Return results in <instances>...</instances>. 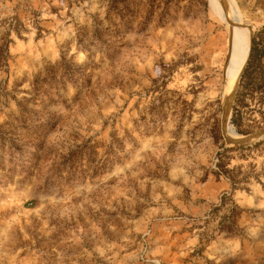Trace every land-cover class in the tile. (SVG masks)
I'll return each mask as SVG.
<instances>
[{"label": "rangeland", "instance_id": "obj_1", "mask_svg": "<svg viewBox=\"0 0 264 264\" xmlns=\"http://www.w3.org/2000/svg\"><path fill=\"white\" fill-rule=\"evenodd\" d=\"M111 1L0 0V264H264V139L220 130L230 27ZM226 6L264 26V0ZM243 68L239 137L264 129Z\"/></svg>", "mask_w": 264, "mask_h": 264}, {"label": "trees", "instance_id": "obj_2", "mask_svg": "<svg viewBox=\"0 0 264 264\" xmlns=\"http://www.w3.org/2000/svg\"><path fill=\"white\" fill-rule=\"evenodd\" d=\"M125 0H114L108 5V11H112L114 15L121 16L122 10L125 8ZM170 0H161V13L167 9ZM121 17H117L120 19ZM4 40V39H3ZM2 40L0 45V63L3 64L5 55L6 42ZM264 58V26H261L252 36L249 56L241 73L238 86L244 96L252 97L260 95L264 92V66L262 65ZM238 111L232 112L231 121L236 123ZM237 132V130H236Z\"/></svg>", "mask_w": 264, "mask_h": 264}, {"label": "bare ground", "instance_id": "obj_3", "mask_svg": "<svg viewBox=\"0 0 264 264\" xmlns=\"http://www.w3.org/2000/svg\"><path fill=\"white\" fill-rule=\"evenodd\" d=\"M209 6L212 11L223 21L226 22L227 26L230 27L229 30V42H228V52H227V61L223 74V94L231 88V86L237 80L244 63L247 59L248 50H249V38L250 30L248 28H240L241 19L239 13H237L232 7L229 10L230 17L224 18L220 5V11L215 7L212 0H209ZM227 8V6H226ZM226 15V14H225ZM228 15V14H227ZM245 26V25H244ZM223 96V95H222ZM226 135L231 138H239V135L231 131L228 128V123L224 125L223 128Z\"/></svg>", "mask_w": 264, "mask_h": 264}, {"label": "water", "instance_id": "obj_4", "mask_svg": "<svg viewBox=\"0 0 264 264\" xmlns=\"http://www.w3.org/2000/svg\"><path fill=\"white\" fill-rule=\"evenodd\" d=\"M217 2L220 5V7L222 8V10L225 11L226 0H217ZM250 45H251V38H249V50H248L247 58L249 56ZM236 85H237V80L231 86V88L228 89L222 96L220 130H221V136H222V139H223V142L225 145L231 146V147H242V146H246L250 143L264 139V129L258 130L254 133L247 134L245 136H240L239 138H236V139L231 138L225 134L223 128H224V125L228 123L230 106H231V103H232V100L234 97Z\"/></svg>", "mask_w": 264, "mask_h": 264}]
</instances>
